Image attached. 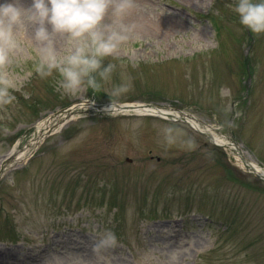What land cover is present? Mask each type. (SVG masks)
<instances>
[{"label":"rangeland","instance_id":"rangeland-1","mask_svg":"<svg viewBox=\"0 0 264 264\" xmlns=\"http://www.w3.org/2000/svg\"><path fill=\"white\" fill-rule=\"evenodd\" d=\"M136 2L134 35L104 61L116 65L104 90L131 84L115 98L64 95L58 74L41 78L28 27L11 68L23 87L0 109V169L40 121L86 99L187 112L264 165V34L240 24L236 0ZM165 128L178 132L172 145ZM26 156L0 178V264H264V182L181 122L81 112ZM105 231L118 244L100 260Z\"/></svg>","mask_w":264,"mask_h":264},{"label":"clouds","instance_id":"clouds-1","mask_svg":"<svg viewBox=\"0 0 264 264\" xmlns=\"http://www.w3.org/2000/svg\"><path fill=\"white\" fill-rule=\"evenodd\" d=\"M136 7V0H32L29 8L17 0L0 5V109L12 104L16 99L12 93L23 87L11 68L29 26L34 28L31 41L37 51L34 70L41 78L58 74L57 91L73 97L89 89L94 94L105 91L110 98L127 93L130 82L103 89L116 67L111 62L105 66L104 61L115 57L134 35L136 25L126 19ZM228 7L239 15L241 25L255 35L264 34V0H236ZM164 134L168 145L176 142L177 130L165 128ZM187 146L195 148L193 141ZM117 244L116 235L105 231L93 252L103 260L102 253Z\"/></svg>","mask_w":264,"mask_h":264},{"label":"bare ground","instance_id":"bare-ground-1","mask_svg":"<svg viewBox=\"0 0 264 264\" xmlns=\"http://www.w3.org/2000/svg\"><path fill=\"white\" fill-rule=\"evenodd\" d=\"M102 109L113 110V111H116L117 113L118 112H121V113L134 112L137 114L142 113L144 111H147V113L159 115L160 118H163V119H169V115H172L174 118H177V117L178 118H185V119L189 120L190 123L196 129H200V130H203L205 132H208V131H206L207 129L205 127H202L199 124L195 123L193 120L189 119V116H187L186 112L180 113V112L170 110L167 108H159V107H150L149 109H147V107L146 108H140L138 106L132 107L131 105H121V106H116V107L114 105H112V107H111V105H108V106L103 107ZM69 116L70 115H68L66 112H64L60 115L50 116V117H47L46 119L40 121L37 125L38 135L29 142V144L27 145V147L25 148V150L23 152L11 154V156H10L11 159L8 160V165H6V167L8 168L12 164H19L22 161H26L27 152L32 148L37 149L45 141V139L48 137V133L58 132L60 127L64 123H66ZM213 136H214V141L217 144L227 146L228 151L235 156L237 163L241 167L244 168L245 163H247L249 165V169H253L255 172L260 173L261 175L264 176V168L260 165V163H258L256 160H254L250 154L249 155L252 158V160L247 159L249 157L246 155V157H247L246 160H248L249 161L248 162L244 159L245 155L243 156V159H242V155L240 153H238L239 152L238 148H234L233 146L228 145L229 143H228V140L226 137L218 135L216 133H213Z\"/></svg>","mask_w":264,"mask_h":264}]
</instances>
